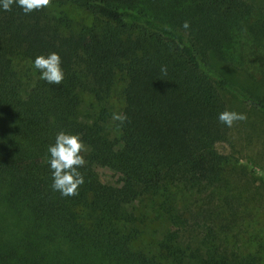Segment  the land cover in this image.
Listing matches in <instances>:
<instances>
[{
	"label": "trees",
	"instance_id": "obj_1",
	"mask_svg": "<svg viewBox=\"0 0 264 264\" xmlns=\"http://www.w3.org/2000/svg\"><path fill=\"white\" fill-rule=\"evenodd\" d=\"M53 52L60 85L33 67ZM227 69L264 85V0L0 7V264H264V181L217 149L229 143L222 91L261 114L264 97ZM115 88L122 126L107 122ZM60 131L88 147L73 197L52 189L48 147ZM143 198L150 216L136 209Z\"/></svg>",
	"mask_w": 264,
	"mask_h": 264
},
{
	"label": "clouds",
	"instance_id": "obj_2",
	"mask_svg": "<svg viewBox=\"0 0 264 264\" xmlns=\"http://www.w3.org/2000/svg\"><path fill=\"white\" fill-rule=\"evenodd\" d=\"M20 7L25 14L40 11L52 7V0H0V7L5 11H11L12 5ZM188 28V22L183 25ZM62 60L58 53H50L47 56L39 55L34 59L33 67L39 71L40 79L49 85H60L65 79V72L61 67ZM166 72V69H162ZM126 114L113 113L112 120L119 121L122 126L127 120ZM221 124L231 128L237 122L246 121L245 113L225 110L218 115ZM88 147L78 134L60 131L55 138V143L49 145L48 164L52 174V189L58 191L64 197L79 195V188L83 185L84 176L79 171L86 166L87 161L83 155Z\"/></svg>",
	"mask_w": 264,
	"mask_h": 264
},
{
	"label": "rangeland",
	"instance_id": "obj_3",
	"mask_svg": "<svg viewBox=\"0 0 264 264\" xmlns=\"http://www.w3.org/2000/svg\"><path fill=\"white\" fill-rule=\"evenodd\" d=\"M70 17L73 19H80L81 14L72 9H64ZM27 65L22 61H17L13 63V68L18 72H22ZM227 74L232 75L236 82L242 83L244 85H251L264 97V85L258 86L250 82V80L245 79L238 71H233L227 69ZM222 96L225 101L226 109L230 111H235L238 113H245L247 115L246 121L237 122L233 127L229 128V143H218L217 149L224 153L233 152L234 156L239 159V162L244 164L249 170V174L255 177L254 184L258 185L259 179L264 181V114H261L257 110L249 107L248 105L242 103L239 99L231 95L230 93L223 92ZM87 98L83 99L82 109L85 112L87 110ZM122 102L119 96V89L115 88L108 100L107 107L111 112L110 118L108 119V124L112 123V114L118 113L121 108ZM18 168L21 166L18 165ZM94 171L98 179L103 183L116 184L118 182V175L111 169L104 166H94ZM262 191H260L261 193ZM260 201L264 202V194L260 195ZM150 200L148 198L142 199L139 203H136L139 211H147L150 216ZM145 205V206H143ZM156 211V210H155ZM153 223L147 222L145 230L151 229L150 226ZM150 230V233H151ZM147 234V231H146ZM147 239L146 237L141 238V240Z\"/></svg>",
	"mask_w": 264,
	"mask_h": 264
}]
</instances>
